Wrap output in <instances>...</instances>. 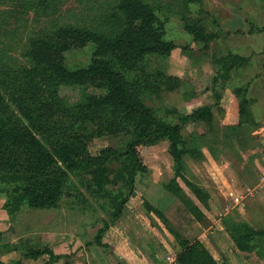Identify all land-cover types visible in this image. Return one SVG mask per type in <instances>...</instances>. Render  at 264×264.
I'll use <instances>...</instances> for the list:
<instances>
[{"label":"rangeland","instance_id":"374dc122","mask_svg":"<svg viewBox=\"0 0 264 264\" xmlns=\"http://www.w3.org/2000/svg\"><path fill=\"white\" fill-rule=\"evenodd\" d=\"M120 1L0 0V81L14 67L28 68L23 52L30 41L48 39L60 26L91 25L116 33L123 20L114 22L111 15L119 19ZM142 1L153 7L163 39L174 48L167 56L148 55L134 69L118 72L158 122L177 124V113L211 106V116L188 122L180 131L184 176L205 194L195 196L174 176L165 139L136 147L144 171L134 175L131 195L124 185L129 172L121 162L124 156L108 165L101 189L86 170L70 173L60 202L49 209L21 204L13 210L10 181L1 177L0 221L7 219L14 238L12 243L0 241L1 262H20L29 249L55 248L65 264H169L182 242L198 241L219 264H237L238 249L226 230L229 222L264 230V0ZM187 24L201 27L207 39L195 41L185 31ZM93 53L90 44L72 50L65 54V65L86 67ZM233 54L251 59L232 68L224 81L215 80ZM5 88L0 85L9 95L12 90ZM101 93L92 86H59V105L52 109L61 125H44L46 133L68 128L65 111ZM100 112L101 119H91L87 130L73 131L93 157L107 148L120 153L129 138L113 128L112 111ZM123 199L121 214L112 222L113 204ZM104 223L108 228L97 243ZM253 243L252 252L264 264V239ZM250 257H244L249 264Z\"/></svg>","mask_w":264,"mask_h":264},{"label":"trees","instance_id":"16d2710c","mask_svg":"<svg viewBox=\"0 0 264 264\" xmlns=\"http://www.w3.org/2000/svg\"><path fill=\"white\" fill-rule=\"evenodd\" d=\"M193 3L198 0H190ZM119 19L113 13L114 22L123 20L116 33L105 34L91 25H64L53 31L48 39L30 41L23 52L28 68L14 67L0 81L6 95L0 89V178L7 177L11 189L8 204L17 210L26 204L35 210L56 207L62 197L69 174L84 169L91 176L96 188L107 184L108 165L122 159L129 165L124 180L132 194L134 175L144 171L137 146L144 142L165 139L173 161L174 176L180 178L189 191L201 196L198 188L184 176L183 157L186 149L181 139V129L188 122H196L211 116V106L198 107L188 114L177 113V124H167L153 119L147 108L134 97L118 71L134 69L138 61L148 55L167 56L174 48L163 39L153 7L142 0H121L117 7ZM122 16V17H121ZM109 20L104 21V24ZM185 31L197 42L207 39L204 30L187 24ZM92 45L93 58L88 66L68 69L65 54ZM251 56L229 55L222 74L215 80L224 81L230 70L248 63ZM119 66V67H117ZM20 74V75H19ZM23 76L25 78H23ZM61 85L92 86L102 91L101 95L88 96L65 111L71 122L68 128L46 133L44 125H61L55 122L53 107L58 106L56 89ZM218 99V96L215 95ZM110 110L116 131L129 138L120 153L107 148L98 156H91L85 144L73 129L87 130L91 119H101V112ZM1 181V179H0ZM127 199L113 204V221L120 216ZM98 231L95 242L108 228ZM231 225V227H230ZM240 252L256 250L254 241L264 239V230L249 225L229 222L226 229ZM49 255L52 264L61 259L48 248L29 249L24 258L37 259ZM0 264H6L0 261ZM15 264H20L16 262ZM174 264H219L213 255L198 241L181 243V251ZM221 264H228L223 261Z\"/></svg>","mask_w":264,"mask_h":264},{"label":"crops","instance_id":"0c3cea01","mask_svg":"<svg viewBox=\"0 0 264 264\" xmlns=\"http://www.w3.org/2000/svg\"><path fill=\"white\" fill-rule=\"evenodd\" d=\"M0 232L3 234L0 237V241L1 243H12L14 242V238L12 237V233L10 231H8V228L10 226L9 223H7V219L5 221H0ZM211 251V250H210ZM54 255L59 256L60 252L58 251V249H53L52 250ZM14 253V252H13ZM16 254V253H15ZM251 256L250 258V264H258L259 262L261 263V259L257 258V255H255V253H247V252H240L237 251V253L235 254L236 256V262L237 264H249L244 257L246 258V256ZM213 257L216 259V257L213 255ZM257 259L256 261L253 262V260H255V258ZM50 260V256L49 255H43L37 259H31V258H21L20 260V264H45L47 261ZM218 260V259H216ZM232 260V259H230ZM259 260V261H258ZM231 264L233 261H230ZM52 264H65L63 259H59L58 261H54ZM129 264H138L137 262H129ZM147 264H154V262H147ZM236 264V263H233ZM262 264V263H261Z\"/></svg>","mask_w":264,"mask_h":264},{"label":"built area","instance_id":"2783aa9c","mask_svg":"<svg viewBox=\"0 0 264 264\" xmlns=\"http://www.w3.org/2000/svg\"><path fill=\"white\" fill-rule=\"evenodd\" d=\"M171 263H173V259L171 260ZM171 263H169V264H171ZM174 264V263H173Z\"/></svg>","mask_w":264,"mask_h":264}]
</instances>
